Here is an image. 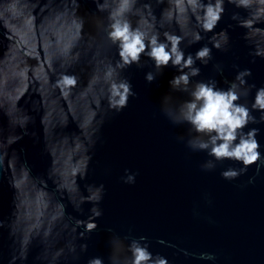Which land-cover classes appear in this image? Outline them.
I'll return each mask as SVG.
<instances>
[{"label": "water", "instance_id": "obj_1", "mask_svg": "<svg viewBox=\"0 0 264 264\" xmlns=\"http://www.w3.org/2000/svg\"><path fill=\"white\" fill-rule=\"evenodd\" d=\"M258 6L254 0L238 8L225 0L213 31L231 25L228 50L213 48L207 64L195 60L199 74L189 77L186 91L168 84L175 67L157 72L143 55L140 66L120 70L136 95L115 112L104 99L105 65L118 58L106 38L109 8L97 11L93 0H0V264H49L69 242H87V251L72 261L65 247L54 264H86L91 256L109 264L110 255L127 256L129 240L139 236L169 264H264V159L232 181L220 174L239 168L237 162L214 161L211 171L201 170L212 158L186 146L196 134L187 123H172L160 105L168 94L175 115L197 82L225 88L243 68L251 69L248 84L264 86V16L248 28L238 22L252 19ZM233 12L238 20L230 18ZM200 15L194 0H136L127 13L134 27L160 39L166 31L184 36L180 47L193 57L202 44L211 46ZM196 31L202 39L189 44ZM64 72L78 78L68 94L56 86ZM146 72L155 75L151 83ZM254 93L251 88L237 102L250 107ZM251 115L257 122L245 131L259 129L264 152V121L258 111ZM257 167L260 174L247 184ZM125 168L137 172L134 184L121 182ZM99 183L105 186L103 215L81 241L84 225L76 222L90 215L92 203L80 211L76 205Z\"/></svg>", "mask_w": 264, "mask_h": 264}, {"label": "clouds", "instance_id": "obj_2", "mask_svg": "<svg viewBox=\"0 0 264 264\" xmlns=\"http://www.w3.org/2000/svg\"><path fill=\"white\" fill-rule=\"evenodd\" d=\"M201 9L199 25L204 33L211 32L209 44H202L201 47L192 54H185L180 47L181 41L185 38L172 32H164V39H160L158 32L149 34L141 27H134L127 17V13L132 10L136 0H93L97 11H104L109 8V23L105 26L106 38L116 46L117 60L109 61L105 65L104 80L106 89L104 99H106L109 110L121 111L128 102L129 97L136 94L133 91L130 81L120 75V70L137 64L140 66L141 56H145L152 61L157 72L171 64L177 69L168 84L172 89L186 91L189 84V77L199 74V68L193 67L194 61L199 60L207 64L212 59V49H222L227 51L230 37L228 28H221L218 32L213 31L225 13V0H194ZM236 7L249 8L254 0H230ZM258 7L251 13L252 19L239 20L243 27H251L256 20L264 16V0H255ZM114 5V7H112ZM143 9L150 15L152 8L150 3H145ZM239 13L233 12L232 20H238ZM81 19L78 27L82 26ZM202 39L199 31L193 32L189 44L197 43ZM261 55L260 52L256 53ZM219 70V65H214ZM185 69H188L185 71ZM251 76L250 68L239 69L235 74V79L228 87L220 88L215 81H199L190 92L191 99L183 102L175 115L168 108L171 97L165 94L161 97L160 105L171 119L172 123H187L196 134L186 141V146L192 151H206L212 159L204 161L199 165L203 171H211L215 167L214 161L229 160L237 162L239 168L228 167L221 172V177L232 181L247 172L248 166L258 160L264 159V152L261 151L260 141L257 139L259 129L252 127L245 131L250 123H256V117L251 115L253 110L260 113V121H264V86L257 87L255 84H248L247 78ZM144 79L151 83L155 79L153 72H146ZM238 82V83H237ZM78 78L74 73H61L56 81L64 94L70 93L77 85ZM251 88H255V93L251 106L238 103L241 95H247ZM99 103V101H98ZM202 137H207L204 139ZM182 139V138H178ZM260 174L257 167L255 174L250 176L247 184L254 183ZM137 172L124 169L120 180L124 184H134ZM245 185H240L244 187ZM105 193L103 183L89 185V196L82 197L80 204L76 205L77 210H82L80 205L91 202L89 208L90 215L83 221L78 220L77 224L84 225V232L79 234V240H85V233L89 234L97 229V218L103 215V210L99 207ZM206 203H212L209 194L204 193ZM194 211V210H193ZM104 231L111 233L113 229L106 227ZM162 242V241H161ZM69 258L76 261L79 253L87 251V242H76L66 244ZM65 247L58 248L54 254V260L59 259L65 253ZM128 255H110L109 264H169L168 258L159 253H153L147 243L146 236L133 237L127 245ZM208 260L214 261V254L208 253ZM45 259L44 256L38 257ZM54 260L49 264H54ZM86 264H105V259L101 256H91L86 260Z\"/></svg>", "mask_w": 264, "mask_h": 264}]
</instances>
